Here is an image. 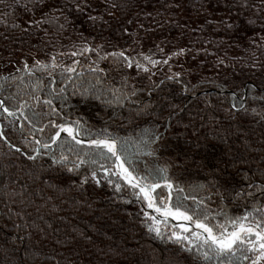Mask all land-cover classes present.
Returning <instances> with one entry per match:
<instances>
[{
	"label": "trees",
	"instance_id": "trees-1",
	"mask_svg": "<svg viewBox=\"0 0 264 264\" xmlns=\"http://www.w3.org/2000/svg\"><path fill=\"white\" fill-rule=\"evenodd\" d=\"M1 102L0 264H264L206 260L96 143L39 144L115 141L155 206L264 228V0H0Z\"/></svg>",
	"mask_w": 264,
	"mask_h": 264
},
{
	"label": "snow or ice",
	"instance_id": "snow-or-ice-1",
	"mask_svg": "<svg viewBox=\"0 0 264 264\" xmlns=\"http://www.w3.org/2000/svg\"><path fill=\"white\" fill-rule=\"evenodd\" d=\"M0 107H2V103H0ZM7 111V109H5ZM64 132H67L69 135H72V129L63 128L61 129ZM79 143V141H77ZM97 147H103L108 152L112 154V156L116 157V160L119 161L121 159L120 153L116 149V142L115 141H96ZM122 178L126 179L133 188H139L140 193L143 194V197L145 200L148 201V207L152 208L155 212L161 213L165 216H173V218L180 217L183 220L191 221L192 217L185 215L184 213L179 211V206H177L176 211L173 212L171 208H168L167 205L164 204L163 201H161L162 207H157L155 198L153 196V192L155 191V188L159 187L158 184H141L139 182H134L135 178L132 177L131 173L128 171L127 168L123 166V163L120 164ZM115 174V173H114ZM170 187V186H169ZM117 188H119V185H117ZM152 219H155L154 217H150ZM248 217H243L241 219V222L239 224L233 222L232 224V231H228L224 228L223 225L220 227L223 229L220 233H214L213 227H210L208 224L201 222V221H195V226L197 228L202 229L204 233L207 234L206 238H203V243L208 246V251L204 253V258L210 259L209 252H215L219 255H224L227 253H232L234 248L237 245H243L245 243H248L252 246L253 249L257 248L259 250H264V228L260 227L259 222L255 225L252 224H245L243 221H246ZM183 227V226H182ZM155 230L157 235H159V228L150 229ZM183 230L185 232L189 231L188 228L184 227ZM196 238L202 239L200 233H196ZM255 237V241L251 239H246L248 237ZM177 240L180 239H186L184 237L176 236ZM260 259H264V251L261 252L260 256L257 258V261ZM256 264V262H254Z\"/></svg>",
	"mask_w": 264,
	"mask_h": 264
},
{
	"label": "water",
	"instance_id": "water-1",
	"mask_svg": "<svg viewBox=\"0 0 264 264\" xmlns=\"http://www.w3.org/2000/svg\"><path fill=\"white\" fill-rule=\"evenodd\" d=\"M1 103H2V102H1ZM1 112H2V114H5V110H4V108H3V103H2V107H1ZM63 128L72 129V135H70V137H71L75 142L79 141L78 144H81V145H88V146H89V145L95 144L96 141H102V140H107V141H110V142H111V140H109V139H80V138L77 137V135H76V133H75V128H74V127H72V126L70 127V126H67V125H63V126H61V127L58 129V131H57V133H56V136L54 137L53 141H52L50 144H43L42 142H39V144H40L42 147H45V148H49V147L54 146V145L57 143V141L60 139L62 133L64 132V131L61 130V129H63ZM26 139H27V140H33L34 138H33V137H26ZM116 149H117V151H118V144H117V142H116ZM113 157H114V156H113ZM114 159H115V165H116V168H117V170H118V173H119L121 179H122V180H123L128 186L132 187L131 184H130L126 179L122 178V173H121V168H120V164L122 163L121 160L117 161V160H116V157H114ZM132 177H133V176H132ZM134 178H135V177H134ZM134 182H139V180H137V179L135 178ZM139 183H140V182H139ZM160 185H161V184H159V186H160ZM136 189H139V188H136ZM155 189H156V188H155ZM153 196H154V192H153ZM154 198H155V196H154ZM155 201H156V199H155ZM146 202H147V204H148V201H147V200H146ZM168 205H169V204H168ZM149 209H150L151 213L154 215V217H156V218L159 219L160 221H163L164 219H166V218H168V217H171V215H169V216H165V215H163V218H164V219H160V218H159V214H161V213H157V212H155L152 208H149ZM172 211L175 212L176 210H175V209H172ZM179 211L182 212V213H184L185 215H188V216L192 217L190 214H188L187 212H185V211H183V210H179ZM179 218H180V217H179ZM180 219H181V223L187 225L188 228H189V230H193V231H195L196 233H200L201 237L206 238L207 234L204 233V232L202 231V229L197 228V227L195 226V221H196V220H195L193 217H192V220H191V221H186V220H183L182 218H180Z\"/></svg>",
	"mask_w": 264,
	"mask_h": 264
},
{
	"label": "rangeland",
	"instance_id": "rangeland-1",
	"mask_svg": "<svg viewBox=\"0 0 264 264\" xmlns=\"http://www.w3.org/2000/svg\"><path fill=\"white\" fill-rule=\"evenodd\" d=\"M160 219H164L162 214H159ZM165 220V219H164ZM176 220L181 223V219L179 217H176ZM185 225V224H184Z\"/></svg>",
	"mask_w": 264,
	"mask_h": 264
}]
</instances>
